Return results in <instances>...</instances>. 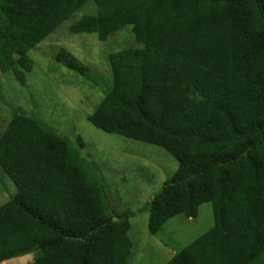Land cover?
Masks as SVG:
<instances>
[{
	"label": "trees",
	"instance_id": "obj_1",
	"mask_svg": "<svg viewBox=\"0 0 264 264\" xmlns=\"http://www.w3.org/2000/svg\"><path fill=\"white\" fill-rule=\"evenodd\" d=\"M88 3L95 13L70 34L104 42L130 26L140 46L109 56L111 88L89 123L178 164L149 206V234L212 207V228L166 264H264V0H0V71L28 70V53ZM57 60L87 74L65 50ZM0 168L16 187L0 206V264H128L129 222L114 221L69 139L16 115Z\"/></svg>",
	"mask_w": 264,
	"mask_h": 264
},
{
	"label": "rangeland",
	"instance_id": "obj_2",
	"mask_svg": "<svg viewBox=\"0 0 264 264\" xmlns=\"http://www.w3.org/2000/svg\"><path fill=\"white\" fill-rule=\"evenodd\" d=\"M95 11L93 4H86L35 46L28 53L32 62L28 70L0 71V136L13 117L21 115L69 139L92 166L114 221L129 222L128 264H166L212 228V207L202 204L195 218L176 216L157 235L149 234V206L178 164L162 148L105 134L89 123L88 117L111 88L109 56L140 48L130 26L104 42L95 35L70 34L71 25ZM60 50L74 56L87 74L81 76L60 63ZM15 193L16 187L0 168V206Z\"/></svg>",
	"mask_w": 264,
	"mask_h": 264
},
{
	"label": "crops",
	"instance_id": "obj_3",
	"mask_svg": "<svg viewBox=\"0 0 264 264\" xmlns=\"http://www.w3.org/2000/svg\"><path fill=\"white\" fill-rule=\"evenodd\" d=\"M35 260V254H29L26 256L14 258L8 261H5L1 264H32Z\"/></svg>",
	"mask_w": 264,
	"mask_h": 264
}]
</instances>
